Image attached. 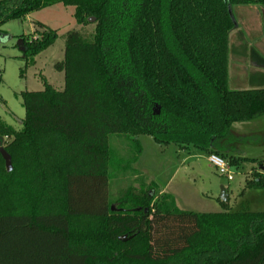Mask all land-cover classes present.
I'll list each match as a JSON object with an SVG mask.
<instances>
[{"label": "trees", "instance_id": "obj_1", "mask_svg": "<svg viewBox=\"0 0 264 264\" xmlns=\"http://www.w3.org/2000/svg\"><path fill=\"white\" fill-rule=\"evenodd\" d=\"M55 5L73 7L76 24H93L94 34L65 35L54 65L64 89L44 83L21 93L19 131L0 118V150L12 167L7 172L0 152V264H264V211L233 212L226 203L219 213L179 211L131 169L143 135L221 155L235 170L262 166L218 147L233 124L264 117V81L228 86L235 31L242 54L264 70L232 16L233 7L264 0H0V28ZM34 34L18 41L25 66L57 39L40 22ZM111 135L130 145L118 164ZM128 171L139 188L109 199L111 179ZM255 189H264V175L254 173L243 191Z\"/></svg>", "mask_w": 264, "mask_h": 264}, {"label": "rangeland", "instance_id": "obj_2", "mask_svg": "<svg viewBox=\"0 0 264 264\" xmlns=\"http://www.w3.org/2000/svg\"><path fill=\"white\" fill-rule=\"evenodd\" d=\"M73 7L55 5L50 8L33 12L23 20L6 22L0 31L5 34L0 40V118L6 125L15 131L22 128L24 108L21 93L40 92L44 83L57 91L64 89V75L57 72L54 65L64 57L65 35L70 31H78L83 37L91 39L94 34V25L80 26L73 19ZM232 16L239 30L248 25L255 28L260 25L264 36L263 10L257 6L233 7ZM247 16V17H245ZM247 22H246V21ZM40 22L56 31L57 39L54 44L35 58L33 66H25L22 59V50L18 44L22 35L36 37L34 23ZM248 23V24H247ZM236 31L230 36L231 53L229 56L228 72L235 84L228 82L229 89L234 90L243 77V71L250 63L243 60L239 48ZM239 88V87H238ZM262 120L250 124L234 125L224 144L218 147L220 152L228 153V146L232 143L235 132L258 131ZM264 128V127H263ZM140 146V155L131 169L145 178L147 183H153L158 188V194L169 195L179 211L193 213H219L223 211V202L220 200L221 188L230 195L232 206L233 196L237 194L239 182L244 180L243 170H235L229 166L232 181L207 162V154L194 148L179 149L175 145L159 146L150 136L137 137ZM108 145L113 160L118 164L127 160L130 154V145L122 136L111 135ZM217 145L214 148L217 149ZM126 162V161H124ZM127 164V163H126ZM250 163L243 165L247 172ZM120 172L123 168H117ZM117 172L116 174H118ZM136 175L118 174L109 183V199L115 200L124 194L130 187L139 188ZM257 204V203H256ZM240 210V209H238ZM235 212V210H233Z\"/></svg>", "mask_w": 264, "mask_h": 264}, {"label": "crops", "instance_id": "obj_3", "mask_svg": "<svg viewBox=\"0 0 264 264\" xmlns=\"http://www.w3.org/2000/svg\"><path fill=\"white\" fill-rule=\"evenodd\" d=\"M263 10L264 17V7H261ZM27 15L26 17H28ZM247 17V16H245ZM246 21V20H245ZM247 22V21H246ZM242 27V31L244 33L245 41L249 48H254L262 57H264V36L261 33L260 25H257L255 28H252L248 25ZM248 24V23H247ZM264 24V19H263ZM243 60L247 59L242 54ZM250 62V61H249ZM230 79V75L228 72V82L235 84ZM264 81V70L256 68L251 62L243 71V77L238 84L237 88L234 90H245L252 87L260 86ZM239 87V88H238ZM262 120V125L258 131H248V132H235L232 136V143L228 146V153L225 155L236 156L239 158L256 160L261 163L262 166L257 165L256 163L244 162L239 170H243L244 180L242 179L239 182L237 188V194L233 196L232 206L230 205V195H228L227 191V202L226 208L230 211H247V212H263L264 211V189H255V190H245V183L247 180L252 178L254 173H258L260 175H264V117L247 122V123H237V124H250L256 121ZM233 124L231 130H234ZM223 153V152H222ZM224 154V153H223ZM222 158L221 155L211 154ZM207 155V162L208 164ZM225 160L224 158H222ZM246 163H250L251 167L246 172L243 168V165ZM211 165V164H210ZM233 180V179H232ZM162 194V192H161ZM257 203V204H256ZM223 207V206H222ZM177 208V207H176ZM240 209V210H238ZM234 212V211H233Z\"/></svg>", "mask_w": 264, "mask_h": 264}, {"label": "built area", "instance_id": "obj_4", "mask_svg": "<svg viewBox=\"0 0 264 264\" xmlns=\"http://www.w3.org/2000/svg\"><path fill=\"white\" fill-rule=\"evenodd\" d=\"M208 161L215 169L219 171L220 175L225 176L228 181H232V174L228 170L229 165L225 160L215 155H209Z\"/></svg>", "mask_w": 264, "mask_h": 264}, {"label": "water", "instance_id": "obj_5", "mask_svg": "<svg viewBox=\"0 0 264 264\" xmlns=\"http://www.w3.org/2000/svg\"><path fill=\"white\" fill-rule=\"evenodd\" d=\"M228 12H229V14L231 13L230 11H228ZM89 23H94V19H92V18L89 19ZM0 152H1L2 158L4 160L6 170H7V172H10L12 170L10 157L3 150H0ZM220 200L223 203L227 202V194L225 192V189H223V188H221ZM118 240L122 243H125L129 240V238L126 236H123V237H119Z\"/></svg>", "mask_w": 264, "mask_h": 264}]
</instances>
